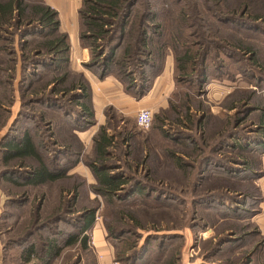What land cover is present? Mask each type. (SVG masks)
<instances>
[{
	"label": "trees",
	"instance_id": "trees-1",
	"mask_svg": "<svg viewBox=\"0 0 264 264\" xmlns=\"http://www.w3.org/2000/svg\"><path fill=\"white\" fill-rule=\"evenodd\" d=\"M182 1L187 8L184 6L177 8L173 25L168 28V25L165 26L158 19L155 0H81L77 10L78 41L82 47L89 50V59L82 65L84 69L101 79L113 75L123 83L129 94L139 98L148 91L155 77L162 73L166 57L171 54L174 80L171 97H176L177 103L183 98L185 100L184 104H181L183 106H176L170 100V105L166 109L174 112L173 117L184 111L186 121H175H181L190 130L189 142L192 152L188 156L196 155L200 158L204 147L199 142H204L203 138L206 136L214 137L216 139L212 143L204 142L208 143V148L210 146V153L198 159L204 170L211 165L228 167L227 161L230 160L241 163L244 171L251 177H262L264 98L253 90L243 92L234 90L221 103L222 112L214 116L216 128L212 132L208 127L213 116L209 103L198 96L209 81L225 80V77L234 80L239 74L253 77L256 70L264 69V60L260 54L262 49L260 46L264 45V39L256 40L248 34L249 31L255 30L264 36V0L170 2L177 4ZM189 11L195 12L197 21L203 22L204 25L192 24L187 15ZM16 42L19 54L17 49L12 48ZM6 44L9 53L13 55L9 58L13 62V67H9L8 70H13L14 74L18 61L22 64L23 73L30 69L28 74L22 77L21 83L26 81V84L20 91L21 99L30 95L33 97L46 90V96H40L39 101L52 109L54 106L52 97H57L54 94L64 95L76 106L73 112V121L76 124L74 129L83 131L95 124L90 84L83 72L70 69L69 35L60 29L58 12L54 8L45 0H0V52L8 49ZM2 63L3 60L0 58V65ZM37 67L44 69L45 75L36 76ZM143 67H147L148 72L142 70L139 79L135 78L137 69L141 70ZM0 71L4 72L1 67ZM38 83L39 85L35 86ZM59 85L61 88H58ZM181 86L184 87V91L176 90ZM178 106L183 110L181 111ZM165 110L156 114L154 120L152 116L151 126L153 125V134L168 137V131H164L162 127L166 122ZM253 111H257V115L251 118L249 115ZM247 119L249 121L254 119L256 123L259 135L255 137V149L260 155L259 162L249 160L250 156L242 153L244 147L240 142L241 123ZM148 139L150 140L149 134L143 136L141 132L131 130H120L117 135H110L106 131V126L99 127L93 138V157L90 160L86 159L84 163L90 168L96 180L92 186L93 192L102 198L104 204L124 203L133 195L150 197L155 193V190L143 183L145 172H153L154 161L147 144ZM0 143L3 144L4 151L2 166L7 168L15 161L19 167H24L23 172L19 170L14 171L15 173L4 168L0 171L2 179L29 189L64 181L66 183L61 194L69 192L70 197L61 196L66 207L63 209L65 212L73 209L77 197L80 196L78 182L80 176L76 173L69 174V171L80 162L81 142H78L79 149L74 152L72 146H63L61 150L53 146V150L51 149L46 156L41 153L28 131H24L20 137L5 138ZM228 145L232 148L240 147V150H236V155L227 157L225 161L211 153L228 148ZM169 150L171 149L167 152L173 154ZM196 156L192 157L193 165L197 163ZM59 158L62 159L61 162ZM176 162L181 165L183 158L177 155ZM130 170H134L142 179L135 180L129 173ZM24 192L28 194L29 191ZM255 193L261 194L259 189H256ZM247 195L252 196L253 192L249 191ZM231 197L227 193L223 199L229 200ZM261 200L259 196L257 203ZM40 210L41 202L35 212L34 224L39 222ZM81 210L77 231L66 234L62 245L54 238L45 240L44 256L48 259H42L43 264H51L49 258L58 257L63 249L69 246L79 245L84 250L89 249L87 243L90 239L86 233L95 223L97 207H83ZM60 214L56 215V220H62ZM50 219L51 217L47 218V221ZM43 225L46 226L48 223L38 225L35 230L41 229ZM105 230L106 237L116 240L122 239L128 233L109 224L105 225ZM34 233L29 230L23 238ZM134 247L129 245L128 249L124 248L125 252H115L114 261L119 264H149L140 260L142 255L149 252L144 246L140 250L136 249L131 256L135 262L129 260L125 253ZM22 252L27 262L37 255L33 243ZM169 255L159 264H179L177 255Z\"/></svg>",
	"mask_w": 264,
	"mask_h": 264
},
{
	"label": "rangeland",
	"instance_id": "rangeland-1",
	"mask_svg": "<svg viewBox=\"0 0 264 264\" xmlns=\"http://www.w3.org/2000/svg\"><path fill=\"white\" fill-rule=\"evenodd\" d=\"M170 1L155 0L158 19L160 23L168 25V28L173 25L177 8L183 6L187 8L184 1L177 4ZM187 15L192 24H203L197 21L195 12L189 11ZM248 34L256 40L264 39V36L255 30L249 31ZM260 47H262L261 59L264 60V45ZM7 48L0 52V58L3 60L0 67L4 70V72L0 71V142L5 138L20 137L24 131H28L44 156L49 155L53 146L59 150L63 146H72V152L78 150L80 140L76 134L79 130L74 129L76 124L73 121V112L76 106L73 101L64 95L54 94L57 97H52L54 106L50 109L43 105L45 103L39 101L40 96H46V90L33 97L30 95L21 99L20 91L26 84V81L21 83L22 77L28 74L30 69L23 73L22 64L18 61L14 74L13 70H8L9 67H13V62L9 59L13 55L9 53L8 45ZM12 48L17 49L18 54L20 53L17 42ZM142 70L145 73L148 72L147 67L137 69L134 77L139 79V73ZM35 71L36 76L45 75V70L40 67H37ZM253 74H255L253 77L239 74L234 80L227 77L224 78L225 80H214L228 85L227 92L217 104L213 103L207 94V85L211 81L203 87L198 97L209 103L213 116L209 120L208 127L212 129V132L216 128L214 116L222 112L221 103L234 90H241V92L253 90L264 98V69L256 70ZM38 85L39 83L35 84V86ZM58 88L61 86L59 85ZM173 89L174 87L171 92ZM183 89L184 87L181 86L176 90L180 92L184 91ZM175 99L176 97H171L170 93L167 106L152 111L153 120L156 114L169 107L170 100L176 106H180L185 100L183 98L177 103ZM179 108L183 110L182 107ZM183 112L173 117L174 112L165 110L166 122L162 127L164 131H168V137L153 134V125L146 132L137 129L133 123L127 127L121 125L124 131L131 130L141 132L143 136L146 134L150 136L147 144L154 161L153 172H145L143 181L145 186L155 190L150 197L133 195L124 203L106 205L102 198L93 192L92 186L95 183L91 175L78 172L76 174L80 176L78 181L80 196L77 197V203L73 209L65 212L63 209L65 204L61 196L69 198L70 193L61 194V190L66 182H55L40 188L29 189L2 179L0 172V264H43L42 259H48L44 256L45 240L54 238L62 245L66 234L77 231L81 208L91 206L97 207L95 225L102 230L106 224H109L115 226L117 230L128 232L120 240L106 237V234L104 239L106 243L112 245L114 253L125 252L124 248L128 249L129 245H134L133 250L130 249L125 253L130 261L133 260L132 262H135V259L131 257L134 251L144 246L146 251L149 249V252L142 255L140 260L147 261L149 264H159L169 254L177 255L179 264H264V224L259 217L263 211L261 206L263 199L257 203L258 197L262 198V193H255L256 189L261 192L260 183L263 177H251L244 171L241 163L230 160L227 161L228 167L211 165L204 170L203 164L201 165L198 159L204 154H209L211 149L210 146L208 148V143L204 142L212 143L216 138L204 137V142H199L204 147L202 154L199 155L200 158L196 155H189V157L188 154L192 152L189 142L190 130L181 121H175H186ZM255 115L257 111L250 113L249 117L253 118ZM252 120L254 121V119L251 121L247 119L246 122L241 123V141L238 140L244 147L242 153L249 155V160L259 162L260 155L255 149V137L259 134L256 123ZM2 146L3 144L0 143V171L5 168L12 172L19 170L23 172L24 167H19L15 161H12L7 168L2 166L4 152ZM231 148L228 145V148L217 150V153L211 151V153L225 161L227 157L235 156L236 150H240V147H233L232 151ZM168 149H171L169 151L173 154L167 152ZM79 150L80 162L84 163L86 159H91L87 145L81 143ZM177 155L183 158L181 165L176 162ZM195 156L197 163L193 165L192 157ZM59 161L61 162L62 159L59 158ZM129 173L135 180L142 179L134 170H130ZM24 190H28V194H25ZM249 191L253 192L252 196L247 195ZM227 193L232 196L229 200L223 199ZM40 202L39 222L36 224L48 223V225L35 230L38 225L33 222ZM57 214H60L62 220H56ZM50 217L51 221H47ZM128 219L130 221H127ZM29 230L35 233L24 239ZM86 234L90 239L87 243L88 250L82 249L79 245L66 247L58 257L49 258L51 264H97V256L92 248L91 230ZM93 239H95V233H93ZM30 243L35 244L37 255L27 262L23 258L22 251Z\"/></svg>",
	"mask_w": 264,
	"mask_h": 264
},
{
	"label": "crops",
	"instance_id": "crops-1",
	"mask_svg": "<svg viewBox=\"0 0 264 264\" xmlns=\"http://www.w3.org/2000/svg\"><path fill=\"white\" fill-rule=\"evenodd\" d=\"M45 2L58 12L60 29L69 35L70 69L76 72H83L90 84L95 124L86 130L78 131L76 135L82 144L87 145L89 157L92 158L93 138L96 136L100 126H106L108 134L117 135L118 131L122 130L121 125L127 127L130 123H133L137 128L135 116L140 108H148L154 111L167 106L168 98L174 87L173 57L171 54L167 55L162 73L155 77L151 87L143 96L136 98L129 94L125 90L123 83L113 75L101 79L84 69L82 64L89 59V50L82 47L78 41L77 10L80 7L81 0H45ZM227 88L228 85L225 82L211 81L207 85V94L211 101L217 104L224 97ZM133 117L134 120H132ZM262 165L264 168V154L262 155ZM78 172L90 174L92 180H94L93 182L96 183L90 168L85 163L79 162L76 167L69 171V174ZM262 177L263 181L260 183V189L263 199L261 202L263 211L259 217H261V223L264 224V176ZM95 224L91 229V239L92 248L97 256V263L119 264L114 261L112 245L105 242V228L103 227L102 230L101 227ZM93 233H95V239H93Z\"/></svg>",
	"mask_w": 264,
	"mask_h": 264
},
{
	"label": "built area",
	"instance_id": "built-area-1",
	"mask_svg": "<svg viewBox=\"0 0 264 264\" xmlns=\"http://www.w3.org/2000/svg\"><path fill=\"white\" fill-rule=\"evenodd\" d=\"M153 113L148 108H140L135 116V123L139 130L148 131L151 128ZM264 176V175H263Z\"/></svg>",
	"mask_w": 264,
	"mask_h": 264
}]
</instances>
